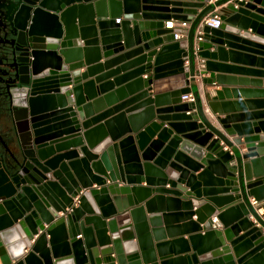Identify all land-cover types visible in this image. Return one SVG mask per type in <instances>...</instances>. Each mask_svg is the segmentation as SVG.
Masks as SVG:
<instances>
[{
  "label": "water",
  "instance_id": "1",
  "mask_svg": "<svg viewBox=\"0 0 264 264\" xmlns=\"http://www.w3.org/2000/svg\"><path fill=\"white\" fill-rule=\"evenodd\" d=\"M225 1H5L13 86L11 138L0 145V237L22 236L13 264H244L245 253L264 252L262 227L248 218V195L264 199L255 191L264 186V120L218 101L224 87L206 90L223 131L190 86L206 72L203 82L223 83L230 69L245 70L227 55L264 61L256 55L264 56V0L228 2L223 24L204 25L195 40L198 20ZM169 18L190 26L187 49L166 58L155 47L173 38ZM184 92L193 100L182 101ZM107 107L127 124L94 150L83 121ZM234 143L247 151L224 150Z\"/></svg>",
  "mask_w": 264,
  "mask_h": 264
},
{
  "label": "crops",
  "instance_id": "2",
  "mask_svg": "<svg viewBox=\"0 0 264 264\" xmlns=\"http://www.w3.org/2000/svg\"><path fill=\"white\" fill-rule=\"evenodd\" d=\"M113 12H114L113 15L121 16V13L118 10H113ZM121 21H122V16L119 22ZM222 24L223 22L221 23V25ZM186 38H187V33L186 35L180 38L169 39L155 48L157 49L158 52H162V54L164 53L163 54L164 57L169 58L173 53L174 54L176 53L177 49L178 50L181 48L185 50L187 49ZM256 55L264 57L263 55H259V54ZM225 62L228 64L243 66L245 70L249 69L250 71L230 69L229 72H226L224 74L229 76V78L231 79H227V81L223 83H218L217 81H215L214 78L210 83L203 82L202 76L209 77V72H206L201 76H197L195 81L190 82V86H197L199 89L200 96L204 101V112L207 118L220 127L219 123L215 118V114L211 112V109L205 103L207 101L205 98V91L208 90L210 91V94L213 95L215 93V90L222 89L224 87L226 91L222 92L221 98H217L218 101L229 102L228 107L230 108L232 107L234 111H232L231 109L230 110L234 113L235 112L250 113L249 116L251 117V119L248 120L249 122H253L255 120H264V75L259 76L253 73L252 71L253 68H260L264 70V61H258V60L254 61L253 59L237 58L234 56L227 55ZM151 73L152 70H147L145 74H151ZM145 74H143V76ZM257 80H261V83L258 84ZM241 89L243 91H241ZM241 101H242V105L241 104L238 105L236 103ZM240 106L241 108H239ZM253 112H258V113L255 115ZM122 115L124 116L122 111L113 112L111 107H107L103 110L94 112L91 116L87 117L83 121V125H82L83 127L81 128V130H83V135L85 138L84 141L86 142V144H88L94 150H99L102 144L104 143V141L108 138V135L118 130L117 123L119 121L120 122L124 121V123L127 124V120L123 119ZM4 124L5 123H0V128H2ZM221 129L223 130V128ZM227 137L232 140L233 138L238 137V135L236 133L232 135L227 134ZM141 141L142 142L145 141V132H141L140 142ZM229 150L234 154H239V152L247 151L245 147H240V144H236V143L230 146ZM224 161L226 162L227 159L226 160L224 159ZM219 163H220L219 165L223 167V163L221 161H219ZM3 179L4 177H2V172L0 171V181H2ZM2 188L11 191L14 190V184L6 182L2 184ZM255 191L258 193L264 192V186L256 188ZM84 206L87 209H91L89 202H85ZM38 208H41V206H39ZM40 213L41 215H44L41 217L46 218V215L49 214V211L42 210ZM25 217L27 219V223L30 229L38 226V224L35 222L34 218L29 212L25 213ZM195 217L196 215L192 216L193 219H195ZM263 218H264V214H263ZM233 227L235 229L236 225H234ZM15 236L22 238L20 233H17V235H10L6 239L0 237V264H13L15 262L14 253L15 250L17 249V243H18V239ZM29 236L31 237L32 235ZM77 238L81 239L80 234L77 235ZM243 262L244 264H264V252H261L260 250L253 251L251 252V254L247 252L245 253Z\"/></svg>",
  "mask_w": 264,
  "mask_h": 264
},
{
  "label": "built area",
  "instance_id": "3",
  "mask_svg": "<svg viewBox=\"0 0 264 264\" xmlns=\"http://www.w3.org/2000/svg\"><path fill=\"white\" fill-rule=\"evenodd\" d=\"M215 1L216 0H209V2H215ZM241 1H247V0H226L225 2H222L220 4H214L212 7H210L195 25V29H194L195 40H198L201 38L200 34L203 32L204 25H207L210 27H218L221 25V23L223 22V18L221 15V7L223 5H226L229 2L233 5L234 8H236L240 5L239 3ZM120 19H121V16L115 17L116 22H119ZM164 26L172 29L173 38L177 39V38H180L186 35V33L188 34L187 30L189 29L190 21L169 18V20L165 21ZM180 97L182 101L193 100V95L191 92H184L181 94ZM223 148L224 150H229V146L225 144L223 145ZM74 200L76 203L77 195L74 197ZM248 201L254 210V212H249L248 218L251 220L253 224L262 227V231L264 235V226L261 224L259 220L261 218L264 221V218H263L264 199H259L255 197L254 195H248ZM211 218H212V227H217V228L222 227V223L219 221V219L216 216L213 215ZM35 236L36 234H34V237Z\"/></svg>",
  "mask_w": 264,
  "mask_h": 264
},
{
  "label": "flooded vegetation",
  "instance_id": "4",
  "mask_svg": "<svg viewBox=\"0 0 264 264\" xmlns=\"http://www.w3.org/2000/svg\"><path fill=\"white\" fill-rule=\"evenodd\" d=\"M6 0H0V123H6L8 120V106H9V93L13 86L12 81V68L9 62L11 61V47L7 38L10 34L7 32V19L5 18V11L2 8L6 4ZM23 78H27L23 76ZM11 138V130L9 125L4 124L0 128V145L8 143Z\"/></svg>",
  "mask_w": 264,
  "mask_h": 264
},
{
  "label": "rangeland",
  "instance_id": "5",
  "mask_svg": "<svg viewBox=\"0 0 264 264\" xmlns=\"http://www.w3.org/2000/svg\"><path fill=\"white\" fill-rule=\"evenodd\" d=\"M5 124H7L8 125V123L6 122Z\"/></svg>",
  "mask_w": 264,
  "mask_h": 264
},
{
  "label": "bare ground",
  "instance_id": "6",
  "mask_svg": "<svg viewBox=\"0 0 264 264\" xmlns=\"http://www.w3.org/2000/svg\"><path fill=\"white\" fill-rule=\"evenodd\" d=\"M215 216V215H214Z\"/></svg>",
  "mask_w": 264,
  "mask_h": 264
}]
</instances>
